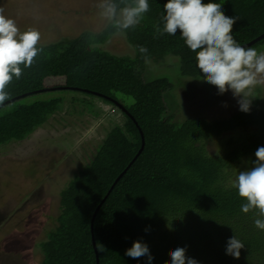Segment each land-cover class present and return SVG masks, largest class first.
Segmentation results:
<instances>
[{
  "label": "trees",
  "instance_id": "1",
  "mask_svg": "<svg viewBox=\"0 0 264 264\" xmlns=\"http://www.w3.org/2000/svg\"><path fill=\"white\" fill-rule=\"evenodd\" d=\"M148 2L150 10L140 24L123 31L134 50V56L120 58L127 68L119 67L99 46L118 32L111 26L95 36L83 33L40 43L42 52L31 67L21 66L22 77L13 78L7 88L10 100L0 105V146L22 141L29 131L75 105L101 116L100 101L122 117L89 167L61 192L59 226L42 247V264H97L92 219L110 190L94 224L96 244L104 249L99 251L100 264H149L147 256L125 255L137 240L149 246L151 264H170V251L176 247H184L197 264H264V231L254 225L255 219L264 217L241 211L246 200L232 186L237 176L231 178L236 163L244 157L254 161L255 151L264 146V106L251 104L249 111L218 120L219 124L199 117L173 122L168 96L175 85L166 76L148 79L149 62L171 56L180 63L181 76L199 78L203 73L180 30L176 35L156 32L157 25L163 29L167 0ZM213 2L221 3L226 15L239 17L233 27L237 43L246 44L264 33V0ZM262 43L264 39L251 47ZM140 46L148 52L141 53ZM47 93L57 94L27 99ZM140 128L146 142L141 153ZM231 131L237 133L229 136ZM245 131L247 140L240 145L235 138ZM225 134L226 144L235 145L232 155L245 149L240 160L232 157L225 163L207 149ZM175 218L179 224L172 225ZM234 235L245 244L239 259L226 254Z\"/></svg>",
  "mask_w": 264,
  "mask_h": 264
},
{
  "label": "rangeland",
  "instance_id": "2",
  "mask_svg": "<svg viewBox=\"0 0 264 264\" xmlns=\"http://www.w3.org/2000/svg\"><path fill=\"white\" fill-rule=\"evenodd\" d=\"M99 3L100 0H0V8L16 21L21 32L34 28L41 33L40 43H50L83 33L95 36L108 28L110 25L97 7ZM99 44L119 67L129 66L120 58L134 56V50L123 32H113ZM254 48L264 52V43ZM177 62L171 56L160 63L150 61L146 73L148 79L166 76L174 83L175 89L168 96V104L171 103L168 111L173 115V122L183 124L189 118L199 117L208 124V120L218 123L241 111L239 98L234 97L231 90L220 94L203 77L181 76ZM56 94H37L27 99L34 101ZM62 94L66 92L58 93ZM254 96L251 104L264 106V86H258ZM97 104L104 109L101 116H93L75 105L72 110L58 113L29 131L22 141L0 146V264L43 263L42 247L59 226L61 192L89 167L113 124L122 119L111 106L100 101ZM246 132L235 138L240 145L247 140ZM227 134L216 137L207 149L212 156L231 163L229 158L240 160L245 149H237L232 155L235 145L226 144ZM250 138L254 140L255 136ZM246 159L236 163L231 178L238 176L237 170L253 166V160ZM175 224H179L177 218L172 221V225ZM166 232V228L161 230L163 236Z\"/></svg>",
  "mask_w": 264,
  "mask_h": 264
},
{
  "label": "clouds",
  "instance_id": "3",
  "mask_svg": "<svg viewBox=\"0 0 264 264\" xmlns=\"http://www.w3.org/2000/svg\"><path fill=\"white\" fill-rule=\"evenodd\" d=\"M97 7L101 10L100 15L118 32L134 29L150 10L148 0H131V3L120 0V4L116 0H100ZM164 10L163 29L157 25L156 32L176 35L180 30L186 45L196 53L197 67L203 73V79L214 85L220 94L231 90L233 96L239 98L240 110L249 111L255 98L254 90L264 86V52L237 43L233 27L239 17L226 15L222 4L213 0L208 3L167 0ZM41 39V33L34 28L21 32L16 21L0 8V105L11 98L7 88L13 78L19 80L23 68L31 67L42 52ZM139 50L144 54L148 52L144 46ZM255 157L253 166L240 171L232 186L246 200L241 205L242 212L256 211L258 216L264 217V146L255 151ZM254 225L264 231V219H255ZM244 247L245 244L234 235L228 240L226 254L239 259ZM97 248L104 250L99 245ZM125 255L133 259L147 256L149 264L154 259L149 246L140 240L135 241ZM170 258V264H197L186 255L184 247L172 249Z\"/></svg>",
  "mask_w": 264,
  "mask_h": 264
},
{
  "label": "water",
  "instance_id": "4",
  "mask_svg": "<svg viewBox=\"0 0 264 264\" xmlns=\"http://www.w3.org/2000/svg\"><path fill=\"white\" fill-rule=\"evenodd\" d=\"M262 39H264V33L261 34L260 36H258L257 38L253 39L252 41L246 43V44H242L241 46L245 47V48H248V47H251L253 46L254 44H256L257 42L261 41ZM140 131H141V134H142V138H143V144H142V149L140 151V153L143 151L144 147H145V136L143 134V131L142 129L140 128ZM123 175V174H122ZM122 175L119 177V179L122 177ZM114 187V186H113ZM111 192V190H110ZM109 192V194H110ZM108 194V195H109ZM108 195L103 199V201L100 203V205L98 206V208L96 209V212L94 213V216H93V219H92V234H93V244L95 246V250H96V254H97V264H100V255H99V251H98V248H97V244H96V240H95V235H94V224H95V219L97 217V214H98V211L100 210L101 206L103 205V203L106 201Z\"/></svg>",
  "mask_w": 264,
  "mask_h": 264
}]
</instances>
